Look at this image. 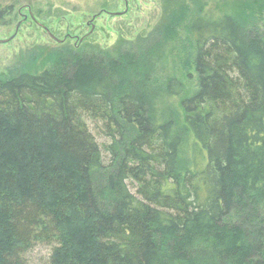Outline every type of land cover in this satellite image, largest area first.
Segmentation results:
<instances>
[{"label": "trees", "instance_id": "trees-1", "mask_svg": "<svg viewBox=\"0 0 264 264\" xmlns=\"http://www.w3.org/2000/svg\"><path fill=\"white\" fill-rule=\"evenodd\" d=\"M192 5L0 77V264H264V16Z\"/></svg>", "mask_w": 264, "mask_h": 264}, {"label": "rangeland", "instance_id": "rangeland-1", "mask_svg": "<svg viewBox=\"0 0 264 264\" xmlns=\"http://www.w3.org/2000/svg\"><path fill=\"white\" fill-rule=\"evenodd\" d=\"M0 4L9 9V16L0 22L3 78H8L12 68L28 62L30 57H45L58 45L54 37L63 44L67 42V46L103 51H115L121 43H135L165 22L168 11L176 4H197L217 11L258 4L256 11L264 16V0H0ZM182 38L185 37L173 43L185 50ZM39 66L37 63L35 69ZM187 75L188 72L181 73L180 77L189 80ZM192 83L190 80V88ZM49 254L50 250L42 247L33 258L39 261Z\"/></svg>", "mask_w": 264, "mask_h": 264}, {"label": "flooded vegetation", "instance_id": "flooded-vegetation-1", "mask_svg": "<svg viewBox=\"0 0 264 264\" xmlns=\"http://www.w3.org/2000/svg\"><path fill=\"white\" fill-rule=\"evenodd\" d=\"M55 41L60 40L59 38L54 37Z\"/></svg>", "mask_w": 264, "mask_h": 264}, {"label": "water", "instance_id": "water-1", "mask_svg": "<svg viewBox=\"0 0 264 264\" xmlns=\"http://www.w3.org/2000/svg\"><path fill=\"white\" fill-rule=\"evenodd\" d=\"M59 42L61 41V40H58Z\"/></svg>", "mask_w": 264, "mask_h": 264}]
</instances>
